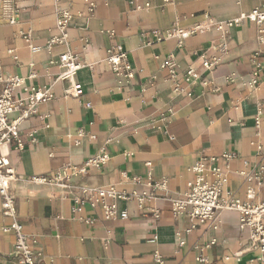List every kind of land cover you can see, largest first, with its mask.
Wrapping results in <instances>:
<instances>
[{
    "label": "crops",
    "instance_id": "1",
    "mask_svg": "<svg viewBox=\"0 0 264 264\" xmlns=\"http://www.w3.org/2000/svg\"><path fill=\"white\" fill-rule=\"evenodd\" d=\"M93 1L95 10L89 13L84 0H61L71 13L68 41L48 53L31 52L23 34L30 32L32 45L43 46L56 32L53 0H0L1 70L23 77L27 87H49L54 94L19 126L25 139L33 132L35 142L22 151L9 150L17 221L43 252L44 264H199L197 244L217 264H258L257 250L239 260L222 259L238 249L235 212H224L216 229L197 222L186 233L187 217L170 211L171 199L185 190L192 177L188 167L200 154L236 153L229 161L226 189L240 198L246 184L239 171L264 163V42L258 41V27L253 22L231 27L224 45L214 28L190 35L181 45L175 38L157 40L153 32L172 25L191 27L207 18L225 21L264 0ZM115 44L127 52L134 70L128 82L104 61ZM8 49H14L18 62ZM66 50L87 63L76 74L82 87L78 97L64 94L69 82L56 80L60 69L48 63L50 56ZM201 52L218 62L205 69L198 59ZM164 61L172 66L162 67ZM190 65L196 77L185 75ZM255 70L260 81L253 88L247 83ZM251 141L260 143L263 153L257 154ZM96 154L108 158L75 176L71 189L30 181L32 175L67 163L80 166ZM148 171L168 180V192L155 191L146 203L160 209L159 219L149 209H138L134 199L119 202L126 219H104L99 208L88 205L73 212L74 198L82 196L78 186L148 191ZM122 172L137 181L125 180ZM257 196L264 198V184ZM84 217L96 221L87 224ZM6 222L0 215V227ZM106 238L110 242L105 245ZM13 240L0 229V264H20L12 254Z\"/></svg>",
    "mask_w": 264,
    "mask_h": 264
},
{
    "label": "built area",
    "instance_id": "2",
    "mask_svg": "<svg viewBox=\"0 0 264 264\" xmlns=\"http://www.w3.org/2000/svg\"><path fill=\"white\" fill-rule=\"evenodd\" d=\"M166 2L168 0H165ZM6 2V1H5ZM61 0H53L55 21L54 28L56 32L51 35L43 46L32 45L31 34H23L29 50L36 52L41 49L50 53L54 45H67L68 26L71 13L68 8L60 5ZM86 9L89 13L95 10L93 0H84ZM148 6V3H146ZM12 17L9 22L13 23ZM245 22H253L257 25V38L259 42H264V1L258 6L239 13L238 15L225 21L213 22L206 19L201 23L193 24L191 27H179L172 25L163 30L153 32L157 40L175 38L178 45L183 40L197 32L206 31L214 28L217 31L221 44H225L228 37V31L231 27L241 26ZM148 44L151 41L147 42ZM107 54L104 61L109 69L115 73L119 79L129 81L134 70L129 61L127 52L123 50L120 44L112 45L106 50ZM7 53L12 56L15 62L18 57L14 49H8ZM201 66L205 69H211L218 59L207 57L204 53L198 54ZM49 64H55L59 67V72L55 79L69 82V87L64 90L65 95L78 97L82 94V87L76 80V74L79 69L87 65L79 56L66 50L59 53L56 57L48 58ZM172 66L168 61H164L161 66ZM187 77H196L198 74L194 67L188 66L185 70ZM232 78V77H227ZM258 70L252 72L248 81L250 87L256 88L259 84ZM206 84V82H204ZM54 98L53 92L49 87H27L24 84V78L16 74H7L0 67V215L7 219L0 229L13 235L12 254L16 256L20 264H44V254L41 249L34 246L32 239L26 233L23 225L17 221L14 196L11 191V182L15 179V170L9 158V150L14 149L22 151L26 146L35 142L34 133L27 134V139L20 132L19 126L22 122L29 119L36 113L39 104ZM261 112L259 111L258 114ZM15 114V116H12ZM259 117L255 118V126L258 128ZM94 138L95 135H89ZM255 147L256 153H263L260 143L251 141ZM6 145V150L3 146ZM236 157V153L225 151L220 155H204L199 157L188 167L192 177L186 182L185 190L171 199L170 211L173 216L184 214L188 219V226L185 228L186 233H190L196 226V223H203L208 229H216L222 219L223 213L233 211L236 213L238 220V249L231 255L222 257L224 261L230 258L239 260L243 253L247 251H258V264H264V198L259 199L257 189L264 184V163L258 162L251 169H242L239 174L246 184L244 198H240L235 192L226 189V173L229 167V161ZM106 154H96L89 156L82 165L77 166L70 163L65 164L60 169L50 173L32 175L30 181L36 184H52L60 189H71L73 179L85 171L87 166H99L107 160ZM147 165L150 163L147 162ZM246 165V161H244ZM125 180L137 181V177L128 176L122 172ZM167 177L163 176L155 179L150 171L147 172L146 183L148 191L127 192L118 190L114 185L107 187H88L78 186L82 196L74 198L75 205L73 212H80L84 205L91 209H100L104 219H126L128 217L125 208L119 207L120 201L134 199L138 209H149L148 212L153 219L160 218V209L146 203L154 198L155 191L161 190L167 193ZM83 221L92 224L96 221L95 217H84ZM110 242L109 238L104 240V244ZM179 240V244H183ZM198 250L195 259L199 264H217L211 262L204 255L203 245H194ZM160 261V257L155 255Z\"/></svg>",
    "mask_w": 264,
    "mask_h": 264
}]
</instances>
